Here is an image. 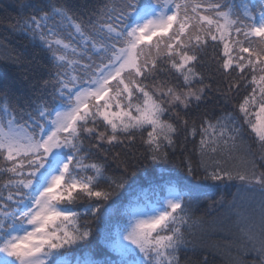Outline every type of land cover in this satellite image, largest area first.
Instances as JSON below:
<instances>
[{
    "label": "snow or ice",
    "instance_id": "6c2138e0",
    "mask_svg": "<svg viewBox=\"0 0 264 264\" xmlns=\"http://www.w3.org/2000/svg\"><path fill=\"white\" fill-rule=\"evenodd\" d=\"M26 7L19 31L56 71L23 105L0 102V264H180L187 230L200 224L193 204L226 181L238 182L229 209L241 247L264 264V0L258 9L234 0H103L79 14L58 0ZM217 76L234 111L190 121ZM246 133L259 155L241 151ZM178 151L184 177L150 182L151 196L112 210L130 158L162 168ZM109 156L119 177L106 174ZM101 219L118 259L76 254Z\"/></svg>",
    "mask_w": 264,
    "mask_h": 264
},
{
    "label": "trees",
    "instance_id": "16d2710c",
    "mask_svg": "<svg viewBox=\"0 0 264 264\" xmlns=\"http://www.w3.org/2000/svg\"><path fill=\"white\" fill-rule=\"evenodd\" d=\"M43 2L46 0H0V102L6 98L13 106L23 105L32 96L34 88H38L42 80L50 79L49 74L56 71L49 54L34 46L29 38L19 31L17 23L21 17L30 14V9L26 5ZM58 2L73 8L79 14L86 3H102L103 0H58ZM234 2L237 5L246 3L249 7L258 9L260 0H234ZM208 52L211 55V47ZM15 57H19L21 63H14ZM204 71L206 76L210 74L207 69ZM218 81L217 76L212 81V90L206 94L198 107L193 104L189 110L190 121L195 119L199 123L200 117L206 112L215 118L234 111L233 104L237 101L226 100L222 90L216 91ZM205 83H209V80L206 79ZM198 141L199 136L196 137L195 143ZM249 146L252 152L259 155L254 136L246 133L241 151ZM192 147L193 144L189 143L184 154L190 152ZM136 151L138 154L142 149L137 147ZM180 156L181 153L178 151L162 168L130 158L128 183L119 191L118 197H113L109 202L112 210L122 209L129 200L137 196L142 200L151 196L150 182L166 188V181L175 182L184 177L185 171L181 166ZM95 158L102 160L103 153L95 154ZM106 174L115 177L121 175V167H118L111 156L108 159ZM200 183L213 182L200 181ZM237 184V181H226L213 190L207 199L201 197L193 204L191 214L194 219L200 221V224L187 230L191 243L188 245V250L180 252V264H199L205 255L208 257V264H259L255 254L241 247L243 244L241 224L229 209V203L237 194ZM74 210L84 211L82 207ZM239 210L247 213L252 211V208L242 204ZM256 211L258 212V209ZM86 219L91 220L92 217ZM91 226L94 232L91 245L88 249L78 248L76 254L90 250L97 259H118L117 255L106 247L104 220L94 221Z\"/></svg>",
    "mask_w": 264,
    "mask_h": 264
},
{
    "label": "rangeland",
    "instance_id": "374dc122",
    "mask_svg": "<svg viewBox=\"0 0 264 264\" xmlns=\"http://www.w3.org/2000/svg\"><path fill=\"white\" fill-rule=\"evenodd\" d=\"M259 4H260V2H259Z\"/></svg>",
    "mask_w": 264,
    "mask_h": 264
}]
</instances>
